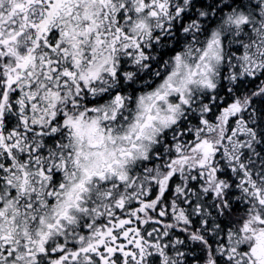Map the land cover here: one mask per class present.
<instances>
[{"label": "snow or ice", "instance_id": "snow-or-ice-1", "mask_svg": "<svg viewBox=\"0 0 264 264\" xmlns=\"http://www.w3.org/2000/svg\"><path fill=\"white\" fill-rule=\"evenodd\" d=\"M0 264H264V0H0Z\"/></svg>", "mask_w": 264, "mask_h": 264}]
</instances>
